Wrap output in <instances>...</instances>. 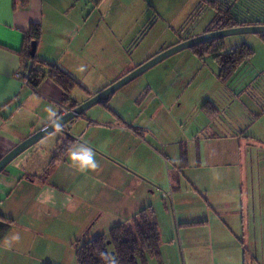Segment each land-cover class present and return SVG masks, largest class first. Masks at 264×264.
Segmentation results:
<instances>
[{
	"label": "crops",
	"instance_id": "1",
	"mask_svg": "<svg viewBox=\"0 0 264 264\" xmlns=\"http://www.w3.org/2000/svg\"><path fill=\"white\" fill-rule=\"evenodd\" d=\"M104 2L109 1L0 0V159L23 139L57 117L62 107L69 108L71 102L77 105L85 101L135 68L129 64V52L125 47L129 22L116 21L120 11H130L128 4L125 2L120 6L118 2L116 5L108 3V8L104 9ZM31 25L40 27L36 57L68 73L82 88L74 87L65 93L46 75L40 78L36 88H32L13 76L15 71L23 70L26 63L22 61L20 50L24 33ZM110 53L121 61L120 70L112 76L113 80L91 90L85 84V74L93 76L98 73L101 77L103 69L100 63L103 56H110ZM82 65L86 69L83 72L79 71ZM117 90L109 98L113 95V99L118 101ZM65 97L68 100H64ZM147 100L137 104L134 101L133 104L120 102L119 106L109 105L106 101L103 105L100 101L68 124V134L51 132V135L21 152L0 170V259L15 256L16 264H21L22 257L33 251V239L38 236L51 237L54 246L56 223L71 228L74 237L81 232L74 242L76 250V245L84 242V239L105 233L98 230L96 234L92 232L88 235L86 232L94 228L103 215L111 218L110 228L129 221L141 208L152 207L150 187L155 182L157 170L161 171L163 164L166 169L167 157L172 159L163 152L159 153L150 142V137L158 141V137L167 133L168 124L156 115L160 104L157 103L154 108ZM212 102L218 113L220 106ZM123 105L131 106L128 108L132 113L125 112L126 107L122 110L120 107ZM230 107L231 104L227 105V109ZM260 112L258 120L261 121L264 110ZM216 114H204V131L213 124ZM229 131L224 133V130L212 127L201 139L204 146L205 142L209 145L217 143L210 153L211 163L213 167L223 166L221 169L225 171L219 174L214 171L208 177L204 171L205 179L200 177L201 159L203 161L207 153L202 141L191 133L192 138L178 143L186 149V166L181 164L179 147L168 182L173 191L180 189L183 183L188 184L191 190L203 197L207 210L204 215L180 212L178 227L191 224L206 228L211 222L208 211H212L217 236L227 233L236 240V234L245 238L244 209L247 200L242 191L244 184L240 174L232 175L231 164L237 157L233 148L238 147L236 151L240 153V145L234 138L237 130ZM49 137L51 146L37 155L36 150L44 147ZM66 137L70 139L67 140L68 145H74L77 141L88 143L95 150L100 167L94 172L80 173L71 166L66 152L53 166H49L58 144L63 143ZM260 139L256 134H247L244 142L252 143ZM189 142H194L197 172L189 164ZM229 168H232L231 172ZM225 187L237 193L236 200L210 201L200 192L202 189L207 191L209 188L218 190ZM249 205L255 206V201L250 200ZM233 215L239 217V221H233ZM35 221L42 225L43 233L34 230ZM180 228L175 227L177 234ZM185 230L188 229L182 227L180 231ZM17 232L21 236L20 241L11 242L9 246L8 241ZM23 234L28 236L29 241H24ZM223 241L220 240L221 243ZM250 242H254L252 249L256 251V241ZM233 247L240 249L235 244ZM46 259L44 257L41 264H56ZM35 264H38L37 261Z\"/></svg>",
	"mask_w": 264,
	"mask_h": 264
},
{
	"label": "rangeland",
	"instance_id": "2",
	"mask_svg": "<svg viewBox=\"0 0 264 264\" xmlns=\"http://www.w3.org/2000/svg\"><path fill=\"white\" fill-rule=\"evenodd\" d=\"M107 1L109 2H104V9L108 8L106 7L108 3L116 5V2L120 6L127 2L130 9L128 13H125V10L120 11L116 21L129 22V36L125 47L129 52V64L133 67L168 47L211 29L216 12L210 0ZM212 1L219 3L220 7L228 5L238 22H250L251 25L256 22L264 24V0ZM219 44L221 48L216 49L220 53H226L241 45H245L252 52L251 57L226 81H222L218 76L219 69L213 59V51L199 56L188 47L163 58L121 86L116 94L118 101L113 99V95L106 101L109 105L119 106L120 102L133 104L134 101L137 104L142 99H148L147 101H150L154 108L159 103L160 108L157 109L156 115L168 124H166L167 133L158 137V141L150 137L154 148L172 159L171 161L167 157L166 169L163 164L161 171L157 170L149 195L160 231L162 264H264V115L261 121L258 120L260 110H264V33L230 34L220 37ZM120 62L119 58H114L111 53L110 56L104 55L100 63L103 69L102 76L99 77L98 73L93 76L87 73L85 84L91 90L104 86L113 80L112 76L120 70ZM146 95H149V98H146ZM205 101L211 103L214 101L220 106V111L216 114L213 124L204 131L206 117L200 107ZM229 104L231 107L227 109ZM125 107L123 105L120 108L123 110ZM128 107L132 108L127 105L125 112L131 114ZM212 127L224 130V133L237 130V136L234 138L240 145V153L236 151L238 147L233 148L236 153L234 156L237 157L233 159L231 165L232 175L240 174L244 184L242 191L247 200L244 209L245 238L241 234H236V240L227 233L217 236L218 234L215 233L217 224L215 226L216 220L212 211H208L211 222L206 228L181 224L179 227L188 230L180 231V228L178 235L176 231L179 228L177 226L180 222L179 213L204 215L207 211L204 199L184 183L178 190L173 191L172 188L170 201L162 198V193L172 187L168 182V176L170 169L173 168L172 162H176L175 157L180 147L178 143L192 138L191 133L196 139L201 140ZM182 132L185 134L183 135ZM53 133L55 132L51 134ZM247 134H256L261 139L257 142L245 143ZM216 144L209 145L205 142L204 146L202 141L207 153L203 161L201 159L203 165L198 172L202 179H205L202 173L204 171L207 177L209 174L213 175L214 171H217V174L225 171L221 169L223 166L213 167L211 163L210 153L214 151ZM49 146H51L50 137L44 147L36 150V154L46 151ZM188 149L189 164L192 168L195 167L196 171L198 161L194 153V142H189ZM232 168H229V172ZM200 192L210 201L237 199V193L231 192L226 187L218 190L209 188L207 191L202 189ZM250 200L255 201V206L249 205ZM232 218L233 221L240 219L234 215ZM110 219L107 214L103 215L94 228L86 232L88 235L99 231L107 233L111 224ZM33 225L34 230L43 233L39 222L35 221ZM54 232L57 234L53 239L56 242L55 244L53 241L54 246L51 244V237L34 238L33 251L22 257L21 264H35L36 261L41 264L44 257L56 264H77L73 246L76 239L81 236V232L74 237L72 229H67L63 223H56ZM248 235L249 239H247ZM23 236L24 241H29L27 235L23 234ZM221 239L224 240L223 243L220 242ZM252 240L256 241V251L252 249L254 245V242H250ZM234 244L240 249H234ZM0 263L16 264L17 261L15 256L10 258L6 256L1 257ZM148 264L159 263L155 258H150Z\"/></svg>",
	"mask_w": 264,
	"mask_h": 264
},
{
	"label": "trees",
	"instance_id": "3",
	"mask_svg": "<svg viewBox=\"0 0 264 264\" xmlns=\"http://www.w3.org/2000/svg\"><path fill=\"white\" fill-rule=\"evenodd\" d=\"M209 2L214 6L216 12L211 23V29L205 31L238 25H251L250 22H238L228 5L220 7L216 1L210 0ZM254 24L259 23L256 22ZM39 37V25H31L28 31L24 33L23 46L20 50L22 61L26 62L23 65V71H28L29 73V86L36 88L40 78L46 75L59 85L65 93H68L74 87L82 88L74 78L56 65L38 59L36 55H30L31 43L35 42L37 44ZM219 43L220 38H216L193 45L191 49L194 54L199 56L213 51V59L219 69L218 76L222 81H226L242 63L251 57L252 52L245 45H241L230 49L226 53H220L216 49L221 48ZM143 97L144 95H142ZM64 100H68L67 97ZM101 103L105 105L106 102L101 101ZM69 106V108H73L76 103L71 102ZM200 108L206 116H212L217 113L216 107L210 101H205ZM67 140L70 139L66 137L63 143L58 144L56 151L51 157L49 166H53L66 152L69 146ZM180 159L182 166H186V149L184 145H180ZM160 242V232L154 210L151 206H146L136 212L129 221L110 227L107 233L98 234L80 244L78 243L76 245L75 258L77 264H107V261L102 260L100 254L108 253L115 256L119 264H148L149 258H155L159 264H162Z\"/></svg>",
	"mask_w": 264,
	"mask_h": 264
},
{
	"label": "water",
	"instance_id": "4",
	"mask_svg": "<svg viewBox=\"0 0 264 264\" xmlns=\"http://www.w3.org/2000/svg\"><path fill=\"white\" fill-rule=\"evenodd\" d=\"M237 33H264V24H252V25H238L234 27L222 28L210 32H204L201 35H197L186 40H183L171 47L166 48L160 53L156 54L152 58L138 65L122 77L118 78L101 91L92 95L85 101L78 103L75 107L70 108L65 114H59L55 117L51 122L42 126L40 129L36 130L28 137L23 139L17 145H15L12 149H10L1 159H0V170L6 166L10 161H12L16 156H18L21 152L37 143L39 140L47 136L53 131H58L62 134H68V124L74 121L77 117L81 116V114L92 105L100 102L106 101L109 96L116 91L118 88L126 84L128 81L132 80L134 77L142 73L144 70L162 60L163 58L169 56L170 54L191 47L193 45L199 44L201 42H205L208 40L220 38L222 36L237 34ZM36 52V43L32 42L30 47V55L34 56Z\"/></svg>",
	"mask_w": 264,
	"mask_h": 264
},
{
	"label": "clouds",
	"instance_id": "5",
	"mask_svg": "<svg viewBox=\"0 0 264 264\" xmlns=\"http://www.w3.org/2000/svg\"><path fill=\"white\" fill-rule=\"evenodd\" d=\"M85 70L83 65L79 69L81 72ZM53 115H55L54 112ZM66 155L71 166L80 173L94 172L100 167L95 150L86 142L77 141L74 145H69L66 149ZM20 239L19 232L15 233L8 241L9 246L11 242H19ZM100 255L102 260L107 261V264H119L117 258L113 255L108 253H101Z\"/></svg>",
	"mask_w": 264,
	"mask_h": 264
},
{
	"label": "built area",
	"instance_id": "6",
	"mask_svg": "<svg viewBox=\"0 0 264 264\" xmlns=\"http://www.w3.org/2000/svg\"><path fill=\"white\" fill-rule=\"evenodd\" d=\"M13 76L17 79H19L23 84L29 86V73L28 71H23V70H17L14 72ZM70 108L68 107H62L61 108V114H65L67 111H69ZM172 197V189H169V191H165L162 193V198L165 200L170 201Z\"/></svg>",
	"mask_w": 264,
	"mask_h": 264
},
{
	"label": "bare ground",
	"instance_id": "7",
	"mask_svg": "<svg viewBox=\"0 0 264 264\" xmlns=\"http://www.w3.org/2000/svg\"><path fill=\"white\" fill-rule=\"evenodd\" d=\"M60 113V112H59Z\"/></svg>",
	"mask_w": 264,
	"mask_h": 264
}]
</instances>
